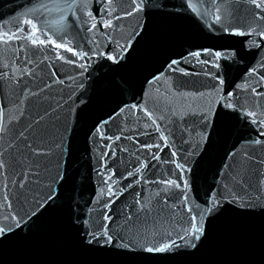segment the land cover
<instances>
[{
    "label": "water",
    "instance_id": "obj_1",
    "mask_svg": "<svg viewBox=\"0 0 264 264\" xmlns=\"http://www.w3.org/2000/svg\"><path fill=\"white\" fill-rule=\"evenodd\" d=\"M191 2L196 11L150 0L141 12L133 0H0V37L35 25L45 40L0 43V203L6 191L23 214L57 197L0 242V264H264V10ZM29 169L38 175L18 187ZM213 195L195 248L139 250L175 238L187 208ZM105 215L113 243H87Z\"/></svg>",
    "mask_w": 264,
    "mask_h": 264
},
{
    "label": "snow or ice",
    "instance_id": "obj_2",
    "mask_svg": "<svg viewBox=\"0 0 264 264\" xmlns=\"http://www.w3.org/2000/svg\"><path fill=\"white\" fill-rule=\"evenodd\" d=\"M74 2V0H69V7L72 6V3ZM106 3L108 4H112L113 0H105ZM253 3H256V7L260 8L262 10H264V0H259V2H257V0H252ZM150 0H133V11H143L146 5H149ZM189 6L193 8V11H196V7L192 4L191 0H189ZM109 15H111V13H108ZM128 15H132L133 12H128ZM91 15V14H89ZM118 18V17H117ZM93 19H95L93 17ZM216 19L219 20L220 16L217 15ZM62 23V20L60 21ZM28 23H31V20L28 21ZM106 26H111V22L109 21L108 25ZM33 31L31 33H28L27 35L21 37L19 34L17 33H4L3 37H0V43L3 44H7L9 43V41L14 40V39H27L30 40L32 44H44L45 40L40 39L38 36H35V32H36V26L33 25ZM92 28H95V24H92ZM21 31H23L21 29ZM232 34L234 35H253V32H243V31H236L233 32ZM256 35H259L261 37V39H264V31L260 32V33H256ZM35 37V38H34ZM250 43H255V46L257 48L261 47L260 43L257 42H250ZM64 45L61 44H57L56 47L60 48L63 47ZM68 51H71V49H68ZM74 55H76L78 57V59H84L85 56L87 55L86 53L80 52V53H74ZM194 55L199 56L200 53H195ZM217 59L220 58H226L228 56V53H220V52H216L213 54ZM62 59L64 57H61ZM109 59H113V57H109ZM173 64L178 63L177 61H173ZM83 67V65H81ZM262 67H264V63L261 64ZM253 73L256 72V69L254 68ZM221 83H223V81L221 80ZM253 91L255 92V88H253ZM264 93H258V95H261ZM227 97H221V100H226ZM228 107H232L231 102L229 101V103L227 104ZM121 111H123V109H121ZM247 115L249 116H253L256 117V113L253 112H248ZM264 115V114H262ZM155 122V121H153ZM257 120L254 119L253 123H256ZM259 126L264 127V119H260L259 120ZM102 127V126H101ZM5 131V127L3 124V120H2V113H0V133H3ZM100 129H97V132H99ZM21 136H23V133H20ZM261 136H264V132L260 133ZM163 138V137H162ZM255 143L259 144V143H264V141L257 139L255 141ZM29 148H32V145H27ZM157 147H159V145H157ZM33 153L36 155H40L41 150L40 149H36L33 148L32 149ZM154 159H158L159 157L154 155L153 156ZM143 166V165H142ZM6 168H7V162L3 159V151H0V176H4L6 175ZM137 172L140 171V169L136 170ZM29 175H33V176H37L38 173L33 170V169H29L28 172H24L21 174V178H20V182L18 184V187L23 188L24 184L26 182H28V176ZM129 175H133V173H129ZM62 179V177H59ZM109 180H111V176H109ZM138 182V181H137ZM15 183V182H14ZM169 185H173L175 184L174 181H167L166 182ZM177 187H179V185H176ZM185 187H187V185H185ZM4 189H7V185L4 186ZM109 193L113 194L111 192V185H109ZM56 191L55 189H52L51 191H49L47 193V195H45L42 199H39L36 202V208L33 209L31 212H24L23 214H21L20 211H16L15 209H13L12 203L8 198L7 192L5 191V195L3 197V202L0 203V242L4 241L6 238H8L9 236L13 235L17 229H21L23 230L25 225L27 224L28 220H31L32 217L37 215V211L36 209H40L43 210L44 208H47L49 206L50 203L54 202L56 200ZM185 203H187L188 200V196H187V192H185ZM219 206V202L217 200V198L213 195L210 197V203L206 204L205 207L199 211L193 212V209L191 207L187 208V211L189 213H193L190 217V220L188 222V226L186 228H183L181 230V232L177 233L175 238L171 237V233H168L169 239L164 241L161 240L159 243L157 244H153V245H141L140 246V251L152 254V253H165L168 252L174 248H178L181 246V243H183L186 246H191L193 248L196 247V242H198L201 237L204 234V220L206 218L207 215L212 214L217 207ZM22 207V205H21ZM107 207V205H106ZM104 221L107 223L101 224L100 225V229H102L103 231H99L98 229H94L91 232H85L84 236L86 237V242L91 244L94 241L95 242H99V240L101 238L104 239L105 244H112L113 243V239L112 236L109 234L108 231V224L111 223V217L105 215L103 217ZM121 247L128 249V250H133L131 243L129 244H121Z\"/></svg>",
    "mask_w": 264,
    "mask_h": 264
}]
</instances>
